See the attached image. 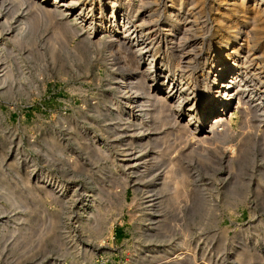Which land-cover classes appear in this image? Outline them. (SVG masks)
<instances>
[{
    "label": "rangeland",
    "instance_id": "rangeland-1",
    "mask_svg": "<svg viewBox=\"0 0 264 264\" xmlns=\"http://www.w3.org/2000/svg\"><path fill=\"white\" fill-rule=\"evenodd\" d=\"M90 1L80 0L75 8L89 21L93 17L87 6ZM139 1L130 0V8ZM116 2L114 12L119 16L125 0ZM155 2L162 8L168 0ZM51 3L0 0V264H143L150 257L151 263L157 264L177 254L184 256V264H264L261 125H254L249 117L242 120L234 112L235 101L229 147L210 154L185 148L180 162L191 172L180 188L178 204L175 208H147L149 201H159L157 196L150 199L154 196L150 187L154 175L165 170L164 164L145 175H133L128 167L115 166L118 154L113 153L114 161L106 157L111 153L104 132L108 125L116 124L124 112L121 124H125L127 135L133 136V121L140 115L133 105L131 109L124 106L125 93L129 103L136 102L134 91L121 86L128 76L115 63L107 46L108 34L98 35L101 30L96 29L89 36L74 23L70 28L76 29L67 31L65 17L44 13L54 11ZM106 6L101 12L105 17L111 13V6ZM146 11L140 9L138 16L147 15ZM200 22L204 25L198 27H205L207 33L203 42L206 57H213L210 21L203 18ZM167 41L170 43L171 37ZM164 42L153 39L162 48L160 57L173 63L175 57L171 50L164 52ZM149 83L148 79L145 85ZM185 120L183 116L179 125ZM172 124L161 128L158 135L166 141L163 146L158 143L162 149L157 146L156 151L165 150L167 156L185 140H177L180 134ZM144 131V136L149 134L147 128ZM147 139L138 143L132 137L129 141L138 149ZM174 141L177 147L172 146ZM167 145L171 149L166 151ZM205 179L212 189H205ZM230 184L238 186L244 200L227 208L223 202ZM203 199L214 207L210 216L202 214L203 209L201 213ZM87 204L95 207L89 210ZM95 209L97 220L92 214L87 216L91 211L96 214ZM85 216L89 226H99L97 232L83 226Z\"/></svg>",
    "mask_w": 264,
    "mask_h": 264
},
{
    "label": "bare ground",
    "instance_id": "bare-ground-1",
    "mask_svg": "<svg viewBox=\"0 0 264 264\" xmlns=\"http://www.w3.org/2000/svg\"><path fill=\"white\" fill-rule=\"evenodd\" d=\"M51 1V7L54 8V11L57 8L58 12L56 13L52 9L42 10L49 16L65 17L67 22L63 23V26H67V31L72 32L76 29L71 30L70 28L74 23L78 25L81 32L85 30L89 36L96 29L101 30L100 33L97 30L98 35L102 32L103 35L104 33L108 34L109 45L107 46L114 54L113 57L116 58V62H114L124 73V76H128L121 86L134 91L136 102L129 103L130 100L125 97L127 95L125 93L123 96L124 106L126 109H131L133 105L132 108L140 110L137 111L140 115L136 116L133 121L135 127V130H131L135 131L132 132L133 136L127 135L128 131L123 127L125 124H121L124 112L117 117L116 124H113L112 127L108 125L104 132L111 153L109 151L106 157L114 161L112 160L113 153L118 154L119 162L117 161V164L121 165L115 164V166L128 167L133 175H138V173L145 175L149 171L152 172L155 167L158 168L164 164L165 168L163 169L165 170L154 175L155 183L153 181L150 187L154 193L152 197L149 195L150 199L157 196L156 200L159 201L156 203L154 200L149 201L151 205L149 204L147 208H156L157 206L161 208V205L164 208H175L178 199L182 196L180 188L185 179L190 177L188 175L191 172L189 167H182L184 161L180 162L185 157L183 150L185 148L201 149V151L205 150L209 153L230 145L233 138L230 127L234 112L240 115L242 120L249 117L254 125L260 124L264 136V0H209L208 11H205L206 0H168L162 8L158 2H155L156 0H142L139 1V5L130 8V0H125L124 10L119 16H115L114 12L118 6L117 0H108L107 2L103 0L92 2L91 0L87 4L90 7L88 11L93 13L90 21L86 19V16H83L82 11L75 10L80 0H69L65 3H62L63 0ZM97 3L100 4L95 9L94 5ZM106 5L111 6V13L107 17L101 14L104 7L108 8ZM39 7L41 6L39 5ZM134 8H136L135 11ZM144 8L147 10V15L139 17V10ZM203 18L210 21L208 31L211 34L210 38H214V40L209 39V45H211L209 50L213 51V57H206L207 53L203 43L206 38L205 34H207L206 29L204 26V28L198 27L201 24L204 25L200 22ZM170 37L169 43L167 39ZM161 38L168 42H164L163 50H165L164 52L171 50L170 54L175 57L173 63L160 57L162 48L158 47L159 44L153 43V39L161 41ZM150 45L154 46L151 49L152 52L149 51ZM210 75H212L211 78H209ZM148 79L151 83L145 85ZM142 95L144 97H141ZM141 100L144 101L141 102ZM233 103L236 104L234 112L231 109ZM183 116H186L187 121L185 120V124L179 125ZM169 122L174 123L177 127L176 134L178 136L180 134L177 140L183 137L185 140L183 146L180 149L177 148L179 150L175 148L176 150L174 149L167 156V152H163L165 150L160 151L162 149L160 145L165 139L163 140L158 135L162 134L159 131H162L161 128L167 126ZM146 128L149 134L144 136ZM168 130L166 131L168 132ZM124 134L125 136H123ZM132 137L137 139L138 143L145 137L148 138V141L138 146L137 149V144L134 145L129 141ZM166 138L169 137L166 136ZM168 142L165 143L168 144ZM175 143L174 141L172 146L177 147ZM179 143L181 146L182 142ZM148 146L152 148L150 149ZM157 146L160 148L159 151H156ZM168 148L171 149L167 145L166 151ZM221 150L224 151L223 148ZM205 161L199 163L206 165ZM178 163L180 166H177ZM205 180V189H212V184L207 183L209 179ZM243 182L241 181V183ZM232 184L225 189L223 204L227 208L238 206L244 200V195H240L237 191L238 186H232ZM243 188L245 187L243 186ZM215 194L220 196L217 192ZM94 195L95 193L91 194V203ZM201 201V213L203 209L204 213L202 214L206 213L210 216L214 212L211 201L205 199ZM87 206L90 207L89 210L95 207L90 204ZM84 207V205L81 206L82 211ZM97 211L95 209L96 214H93L94 211L88 212L87 216L92 214V217L97 220ZM86 221L87 217L85 216L84 227L87 226L93 232L98 231L99 226H91V224L89 226ZM184 243L183 241L182 244ZM180 255L177 254L175 258H171L172 260L157 264H184L181 262L184 256L180 257ZM250 259L254 258L250 257ZM151 262L153 261L150 257L143 264Z\"/></svg>",
    "mask_w": 264,
    "mask_h": 264
}]
</instances>
